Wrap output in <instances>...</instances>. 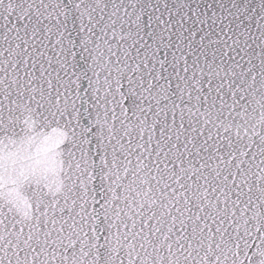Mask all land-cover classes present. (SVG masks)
Returning <instances> with one entry per match:
<instances>
[{"label":"snow or ice","instance_id":"snow-or-ice-1","mask_svg":"<svg viewBox=\"0 0 264 264\" xmlns=\"http://www.w3.org/2000/svg\"><path fill=\"white\" fill-rule=\"evenodd\" d=\"M0 264H264V0H0Z\"/></svg>","mask_w":264,"mask_h":264}]
</instances>
